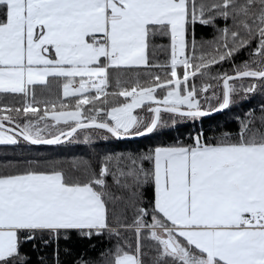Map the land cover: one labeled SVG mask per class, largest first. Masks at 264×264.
Here are the masks:
<instances>
[{
    "label": "snow or ice",
    "instance_id": "1",
    "mask_svg": "<svg viewBox=\"0 0 264 264\" xmlns=\"http://www.w3.org/2000/svg\"><path fill=\"white\" fill-rule=\"evenodd\" d=\"M258 89L264 0H0V146L89 149L0 157V264L74 238L109 242L99 264H264V105L176 135ZM146 137L172 142L99 151Z\"/></svg>",
    "mask_w": 264,
    "mask_h": 264
},
{
    "label": "trees",
    "instance_id": "2",
    "mask_svg": "<svg viewBox=\"0 0 264 264\" xmlns=\"http://www.w3.org/2000/svg\"><path fill=\"white\" fill-rule=\"evenodd\" d=\"M197 37H203L204 39H212L213 32L210 29H199L197 31ZM248 59L243 53L235 58L236 65H239L242 61ZM218 71L233 72V65L225 63L223 66L217 65L213 69V73ZM216 84V81L201 80L197 78V85L201 83ZM238 83V82H236ZM211 91V90H210ZM215 91L219 94L220 87L215 88ZM213 104L215 101L212 102ZM264 105V90L258 89L255 94H251L246 100L237 99V103L230 109L221 113L220 115L203 118L196 122H188V124L181 126L183 135L176 133L179 138L187 143L189 142V134H195L197 129H201L206 132L209 138L218 134L219 130H232L235 131L238 127L236 117L243 118L245 113L249 110H255L259 114L260 107ZM170 137H157V138H142L135 141H118L109 140L106 142L107 148L99 149V151H116L126 152L133 151L135 149L143 150L145 147H152L154 145L171 143ZM98 143H105L98 141ZM89 149L84 145L65 144L55 146H33L27 144H21L18 146H0V157L9 159L11 161H23L25 159L32 160H52L60 162L58 167L68 168V161L73 158L86 155ZM15 166L8 168L7 171H14ZM147 195L152 196V192L148 191ZM109 242L104 239H94L89 242L86 240H80L74 238L70 243L65 244L63 241L60 243L59 249V262L60 264H79L80 261L87 260L99 264L103 259V253L108 250ZM65 249H68L65 251ZM30 258V264H56L55 248L53 245L44 246L38 245L33 248L31 245L26 246L23 250Z\"/></svg>",
    "mask_w": 264,
    "mask_h": 264
},
{
    "label": "water",
    "instance_id": "3",
    "mask_svg": "<svg viewBox=\"0 0 264 264\" xmlns=\"http://www.w3.org/2000/svg\"><path fill=\"white\" fill-rule=\"evenodd\" d=\"M225 111H226V110H225ZM225 111H224V112H225ZM221 113H223V112H221ZM221 113H214L213 115L208 116V117H205V118H211V117H214V116L220 115ZM140 139H142V138H138V139H135V140H140ZM135 140H130V141H135ZM41 146H49V145H41ZM51 146H55V145H51Z\"/></svg>",
    "mask_w": 264,
    "mask_h": 264
}]
</instances>
